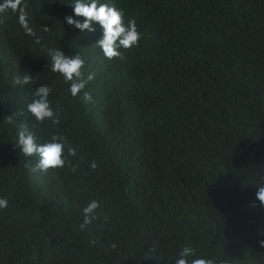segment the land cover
<instances>
[{"label": "trees", "instance_id": "16d2710c", "mask_svg": "<svg viewBox=\"0 0 264 264\" xmlns=\"http://www.w3.org/2000/svg\"><path fill=\"white\" fill-rule=\"evenodd\" d=\"M74 3L22 0L39 44L18 12L0 14V264H175L185 248L189 264H264V0H100L142 34L111 60L102 32L67 24ZM47 49L85 60L90 102L71 95ZM25 73L33 83L14 85ZM44 84L58 124L27 110ZM21 125L77 155L33 171ZM92 200L96 219L81 230Z\"/></svg>", "mask_w": 264, "mask_h": 264}, {"label": "clouds", "instance_id": "9594fccd", "mask_svg": "<svg viewBox=\"0 0 264 264\" xmlns=\"http://www.w3.org/2000/svg\"><path fill=\"white\" fill-rule=\"evenodd\" d=\"M116 6L117 3L115 2ZM74 8L75 20L72 16H66L68 25L82 34L94 35L102 32V37L96 42V45L102 50L104 56L108 59L121 58V48L129 49L138 46L142 34L137 29L136 20L132 19L124 22V13L115 7L106 3H100V0H75L70 4ZM119 7V6H118ZM8 9L18 12V20L26 35L36 37L35 42L40 43V38L29 25V18L25 7H22V0H3L0 3V14ZM126 23V24H125ZM45 31L49 28L44 27ZM76 41H79L77 36ZM11 49L6 47L3 50L2 62L10 60ZM47 55L51 58L52 71L61 74L66 82H71L70 93L73 97L83 93V100L90 102L92 96L90 92L85 91L87 84L93 79V74H88L85 78L84 65L85 60L79 55H65L60 49H47ZM34 79L31 74L25 73L23 77H15L14 85H29ZM51 89L44 84L34 91L33 101L27 105V110L35 117L36 122L43 123L51 121L53 124L59 123L58 115L53 111L49 100ZM8 122L12 123V117H8ZM17 146L27 157L38 156V162L33 171H47L49 169L63 168L66 166L65 149L68 156H76L75 148L68 146V141L63 136L53 135L50 142L40 144L37 142L35 134L26 126L21 125L17 132ZM25 167H30L26 164ZM91 169L98 167L97 162L90 164ZM75 170V169H73ZM256 199L261 205H264V173H261L257 181ZM7 198H0V209L8 206ZM255 207V203L250 205ZM99 208V202L92 200L83 209V222L80 224L81 230L91 224L96 219L95 212ZM264 235V232L260 233ZM261 248H264V239L258 241ZM115 247V245H112ZM190 255V250L185 248L179 253L175 264H189L186 257ZM191 264H214V261L206 258H194Z\"/></svg>", "mask_w": 264, "mask_h": 264}]
</instances>
